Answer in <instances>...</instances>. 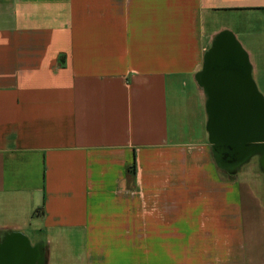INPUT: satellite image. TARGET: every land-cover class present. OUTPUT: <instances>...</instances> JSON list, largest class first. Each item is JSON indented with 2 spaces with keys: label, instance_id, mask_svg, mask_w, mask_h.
<instances>
[{
  "label": "crops",
  "instance_id": "0c3cea01",
  "mask_svg": "<svg viewBox=\"0 0 264 264\" xmlns=\"http://www.w3.org/2000/svg\"><path fill=\"white\" fill-rule=\"evenodd\" d=\"M226 34L264 98V0H0V235L45 264H264V171L217 163L197 77Z\"/></svg>",
  "mask_w": 264,
  "mask_h": 264
},
{
  "label": "water",
  "instance_id": "95a60500",
  "mask_svg": "<svg viewBox=\"0 0 264 264\" xmlns=\"http://www.w3.org/2000/svg\"><path fill=\"white\" fill-rule=\"evenodd\" d=\"M232 60L236 67L227 65ZM219 69L223 72L218 73ZM218 74L223 75L214 77ZM197 77L208 94L211 144L220 148L229 145L233 153L247 141L264 142V98L251 79L246 52L232 36L217 37ZM248 99L259 105L249 107ZM249 150V155L264 153V145H253ZM0 264H45L44 252L23 233L8 231L0 239Z\"/></svg>",
  "mask_w": 264,
  "mask_h": 264
},
{
  "label": "flooded vegetation",
  "instance_id": "af4514ba",
  "mask_svg": "<svg viewBox=\"0 0 264 264\" xmlns=\"http://www.w3.org/2000/svg\"><path fill=\"white\" fill-rule=\"evenodd\" d=\"M227 65H232L233 67H236L237 64L230 61L227 63ZM228 67V66H227ZM223 70L219 69L218 73H222ZM223 74H218V75H214V77H221ZM251 99H248V105L249 107L251 106H255V105H259V103L253 102ZM264 133V132H263ZM212 145V149L214 152V155L217 156L216 159H218V164L222 167H225L228 170H234L238 167V165L245 159V157L248 155V153L250 152L249 148L253 145H264V142H253V141H247L243 144V146L241 147L242 149H240L239 151H232L233 153H231V147L229 145H224L223 147H216L213 144ZM230 150V152H229ZM249 150V152H248ZM256 156V154L254 155ZM257 157H258V163H259V168L261 170L264 171V153L258 151L257 153ZM240 162V163H239ZM264 176V175H263ZM3 237V235H0V239Z\"/></svg>",
  "mask_w": 264,
  "mask_h": 264
},
{
  "label": "rangeland",
  "instance_id": "374dc122",
  "mask_svg": "<svg viewBox=\"0 0 264 264\" xmlns=\"http://www.w3.org/2000/svg\"><path fill=\"white\" fill-rule=\"evenodd\" d=\"M252 167H253V168H252ZM243 168H244L245 170H244L243 173L240 174V178L243 179L244 176H245V177L248 176V177L251 178V177H252L251 172L254 171V173H255V171H258L257 169H259L258 157L256 156V157L253 159V164L245 165ZM259 173H260V171H259ZM250 174H251V175H250ZM260 179H261V181H262V174H261V173H260Z\"/></svg>",
  "mask_w": 264,
  "mask_h": 264
},
{
  "label": "trees",
  "instance_id": "16d2710c",
  "mask_svg": "<svg viewBox=\"0 0 264 264\" xmlns=\"http://www.w3.org/2000/svg\"><path fill=\"white\" fill-rule=\"evenodd\" d=\"M131 170H134V165L131 167Z\"/></svg>",
  "mask_w": 264,
  "mask_h": 264
}]
</instances>
